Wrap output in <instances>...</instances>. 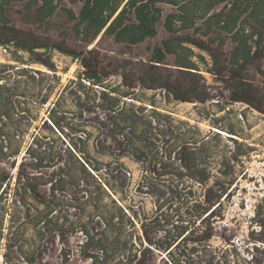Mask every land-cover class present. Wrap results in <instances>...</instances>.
I'll list each match as a JSON object with an SVG mask.
<instances>
[{"label": "rangeland", "instance_id": "374dc122", "mask_svg": "<svg viewBox=\"0 0 264 264\" xmlns=\"http://www.w3.org/2000/svg\"><path fill=\"white\" fill-rule=\"evenodd\" d=\"M40 4L36 0H9L2 4L3 18L18 31L8 44H0V264H30L24 255L32 242L39 240L33 227L23 223L18 197L10 189V182L12 188L15 185L26 148L36 135L43 148L52 146L62 152V157H66L65 150L75 147L90 151L104 169L124 164L123 186L118 184L116 172L110 170V176L105 175L110 180L109 193L127 209H137L148 224L150 241L145 239V245L154 248L152 264H249L253 257L264 256V30L261 57L233 69L230 61L235 43L231 34L214 25L206 33L207 27H201L204 21L200 18L195 19L199 31L188 27L169 32L164 26L165 17L178 11L171 5L159 4L162 17L155 36L129 45L117 42L112 35L102 32L96 36L93 30L78 28L83 1L58 0V9L48 18L38 13ZM221 8L217 6L214 11ZM248 32L250 28L246 27L245 33ZM169 38L203 42L210 51L183 43L195 51L192 59L198 70L188 72L177 65L178 55H185L180 48L176 55L168 54L164 63L153 66L154 49ZM220 38H225L223 44L219 43ZM17 42L27 48L45 46L28 51L17 47ZM89 51L95 52L97 59L95 55L90 57ZM198 55H203L205 61ZM84 57L92 58L94 66L105 74L89 79L82 66ZM148 75L179 85L183 95L192 100L175 99L164 87H143L141 79ZM123 77L131 86L124 84ZM103 90L107 93L105 100L101 97ZM239 92L250 102L234 101V93ZM114 97L120 98L121 104L126 101L145 107L144 113L152 122L153 128H140L138 158L132 154L117 156V149L123 147L111 140L108 132L111 112L107 108ZM55 103L57 106L50 113ZM51 117L59 124L52 122ZM103 134L105 141L101 145L98 142ZM10 144L20 148L15 160L4 155V151L10 152ZM192 150L196 153L191 157L209 158L214 169L226 172L234 184L224 203V220L216 224L208 244L195 248L190 243L171 255L165 249H157L156 244L176 233L182 188L201 192L200 184L181 167V158ZM49 188L43 186L42 191L52 198ZM75 189L68 183L56 191L51 217L65 225L87 224L93 233L102 231L103 226L95 225L98 216L92 217L91 206L85 210L77 206L80 195ZM111 197L104 194L101 198L102 205H106L103 213L113 211ZM136 233L145 236L140 220L136 222ZM84 235L80 230L68 238L66 247L72 251L68 261L61 254L64 244L57 235L51 237L40 247L42 263L92 264L77 251V243L85 239ZM43 243L39 241L37 246Z\"/></svg>", "mask_w": 264, "mask_h": 264}, {"label": "trees", "instance_id": "16d2710c", "mask_svg": "<svg viewBox=\"0 0 264 264\" xmlns=\"http://www.w3.org/2000/svg\"><path fill=\"white\" fill-rule=\"evenodd\" d=\"M9 0H0V44H8L13 33L18 31L16 26L10 25L3 18V3ZM41 4L38 13L42 18H48L58 9V0H36ZM83 1L82 9L79 12L77 27L84 26V30H93L97 36L112 35L117 42H123L129 45L143 42L148 37H153L157 33V23L162 17V9L159 4H168L177 8V12L169 13L165 17L164 26L169 32H177L188 27H195V19H203L201 27H207L209 32L214 25L216 28L231 34V40L235 46L231 52V65L233 69L244 67L249 60L261 57L263 50L260 42L263 38L264 30V0H80ZM217 6H222L218 11H214ZM72 17L77 18L68 10ZM128 20V21H126ZM178 25H177V24ZM246 27L250 32L245 33ZM201 30L195 27V31ZM246 36V38H242ZM14 40V39H12ZM184 42L190 43L201 50L208 51L202 41L193 39L174 40L165 39L161 46L153 51L151 61L156 68L158 64L164 63L168 54L176 55L178 50L185 51L183 58L178 55L177 65L182 70L192 72V69L198 70V64L192 57L196 56L191 47H185ZM225 38H220L219 43L223 44ZM19 48H26L32 51L45 45H34L25 47L16 43ZM255 48V49H254ZM210 51V50H209ZM89 56L97 55L89 51ZM213 54V53H212ZM80 57V56H79ZM198 57L205 61L203 55ZM212 57L215 58L214 55ZM53 68V65H48ZM82 66L86 69V75L89 79L100 78L99 73L105 74V71L99 70L94 66L92 58H82ZM40 72V71H39ZM150 73H153L150 71ZM124 84L127 79L123 77ZM100 81V80H99ZM143 87L148 89H157L164 87L168 93H171L175 99L182 101H191V97L183 95L179 85L170 82H161L153 76H146L141 79ZM127 96V95H124ZM103 100L107 98L106 90L101 92ZM110 107L111 112L110 132L111 140L117 142L121 147L117 149V156L121 158L126 154H132L137 157L140 128L143 125H149L152 122L147 118L143 106H137L123 101L118 97L112 98ZM234 101L249 103V98L243 93H234ZM57 103L54 104L50 113L54 111ZM113 120V121H112ZM51 121H55L51 117ZM106 134V138H107ZM105 141L104 134L99 140L103 145ZM20 148L10 144V152L4 151L5 156L16 159ZM10 153V154H9ZM66 157H62V152L55 151L52 146L44 147L40 138L36 135L32 143L26 148V151L18 165L15 185L10 189L15 191L18 197L19 207L22 209L24 217L23 223L31 225L36 232L39 240L32 242L31 249L25 253L24 260L30 264H43L40 247L45 246L51 237L57 235L64 244L61 250L62 256L68 261L72 256L70 248L66 247V242L71 235L85 234V239L77 243V251L83 259H89L92 264H152V246L145 245V239L150 241L147 233V223L139 215L137 209H127L123 204L117 203L109 193L110 170L116 172L117 179L120 178V186L125 183L123 163H118L117 167L107 169L102 167L100 161L96 159L88 150L76 149L64 151ZM194 150L181 158V167L186 169L189 177L200 184L201 192L198 193L190 187L182 188V195L179 196L178 215L179 222L175 225V234L161 244H156L157 249H165L167 254H173L182 246L193 244H208L214 235L216 224L224 220L223 209L225 200L231 194V187L234 184L232 178H228L221 169H214L213 162L208 159H198ZM199 162H198V160ZM120 162V161H118ZM41 169H49L48 174ZM31 170V171H30ZM183 172L181 171L180 174ZM107 177H106V176ZM10 177V181H11ZM6 180V179H3ZM107 181V182H106ZM73 184L77 194V206L85 208L91 206L93 209V218L98 216L95 225L104 227L102 231L93 233L87 224L76 225L71 222L70 225L54 221L51 217L53 211L51 205L56 197V191L64 188L66 184ZM43 186H49V195L42 191ZM112 186V185H111ZM111 197L113 211L103 213L101 198L103 195ZM43 205L41 209L39 206ZM96 219V218H95ZM140 220L144 235L136 233V222ZM1 225V224H0ZM79 227L81 229H79ZM3 230L0 228V233ZM100 235L97 237V235ZM143 236V237H142ZM145 237V238H144ZM139 240V241H138ZM44 242L38 244V242ZM186 248V247H185ZM182 252H185L184 250ZM249 264H264V256L261 258L253 257Z\"/></svg>", "mask_w": 264, "mask_h": 264}]
</instances>
